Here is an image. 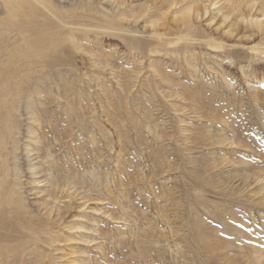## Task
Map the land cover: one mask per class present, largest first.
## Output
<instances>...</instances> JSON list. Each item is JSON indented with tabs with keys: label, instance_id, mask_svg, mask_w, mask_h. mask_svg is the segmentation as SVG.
<instances>
[{
	"label": "rangeland",
	"instance_id": "obj_1",
	"mask_svg": "<svg viewBox=\"0 0 264 264\" xmlns=\"http://www.w3.org/2000/svg\"><path fill=\"white\" fill-rule=\"evenodd\" d=\"M152 1L160 6L165 0ZM223 3V13L229 12L222 2L207 3L197 18L192 13L191 30L241 50L257 44L250 23L236 13L229 18L219 13ZM180 6L162 17L160 32L179 28ZM90 40L96 53L124 54L117 40ZM159 50L136 64L138 74L120 79L111 67H93L89 55L74 54L77 77L68 88L84 97L80 101L71 93L69 99L74 97L75 109L84 114L82 138L74 118L70 128L61 121L58 169L50 180L24 178L34 216L47 230L38 249L46 264H264V100L251 95H264V58L250 55L231 64L223 52L200 42L180 56ZM192 56L196 74L186 62ZM221 74L231 84L221 81ZM52 81L44 84L54 95ZM156 85L162 93L150 91ZM29 117H22L24 127ZM201 134H220L227 141L195 146L197 168L163 149L170 137L181 148L193 146ZM213 150L218 156H208ZM79 156L89 173L81 190L75 186L76 175L85 170ZM214 157L234 163L215 168ZM248 167L258 175L243 188L225 189L227 174ZM103 172L109 175L102 177Z\"/></svg>",
	"mask_w": 264,
	"mask_h": 264
},
{
	"label": "bare ground",
	"instance_id": "obj_2",
	"mask_svg": "<svg viewBox=\"0 0 264 264\" xmlns=\"http://www.w3.org/2000/svg\"><path fill=\"white\" fill-rule=\"evenodd\" d=\"M222 2L228 4L229 12L223 13V3L219 13L225 18L236 13L240 20L250 23L254 31L251 36L258 35L260 39L257 44L241 50L235 45H227L221 37L191 30L192 13L197 18L203 9L206 11L212 4ZM263 2L165 0V4L158 6V2L152 0H0V264H46L38 249L46 241L47 230L34 216L24 178L50 180L52 172L58 169L57 157L62 146L57 127L61 121L70 128L74 118L73 127L77 129L78 138H82L84 114L75 109V98L69 99V96L73 93L80 101L84 96L77 93V88H68L77 77L75 53L89 55L93 67H111L119 79L123 74H138L136 64L149 54L159 52L160 48L180 56L188 54L189 46L194 42H200L213 52H223L224 60L231 64L249 60L250 55L264 58ZM179 3L176 17L179 28L173 32H160L159 21ZM229 35H233V31ZM99 37L117 40L124 54L121 55V51L114 55L96 53V43L90 39ZM120 59L122 62H118ZM191 59L186 62L196 74L194 56ZM221 79L231 84L224 74ZM44 80H54L52 82L57 86L54 95L52 89L45 87ZM119 85L123 87L121 83ZM60 88L64 89L61 95ZM158 89L156 85L150 91L157 92ZM251 95L254 101L264 100L263 94L252 92ZM24 113L30 116L25 120L28 121L26 127L25 122H21ZM222 137L220 134H201L198 140L191 142L195 143L193 146L181 148L170 137L169 144L163 149L169 156L181 157L195 166L199 159L194 154V147L225 145L227 139ZM154 154L157 153L150 152L149 157L157 159ZM214 154L218 156L217 150L208 156ZM225 162L228 161L223 157L219 161L214 157L212 165L217 168ZM82 167L85 168L84 162L79 156V168ZM256 169L248 167L234 175L227 174L221 183L225 189H230L228 185L243 188L251 176L258 175ZM88 175L86 168L78 172L75 179L78 189L84 188ZM103 175L109 174L103 172ZM57 177L58 174L55 184L60 185L61 178Z\"/></svg>",
	"mask_w": 264,
	"mask_h": 264
}]
</instances>
